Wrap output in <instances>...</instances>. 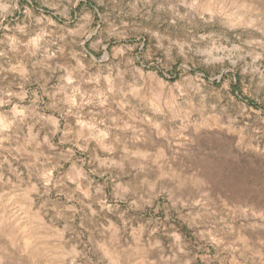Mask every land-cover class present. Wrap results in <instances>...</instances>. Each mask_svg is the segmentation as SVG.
<instances>
[{
    "label": "rangeland",
    "instance_id": "374dc122",
    "mask_svg": "<svg viewBox=\"0 0 264 264\" xmlns=\"http://www.w3.org/2000/svg\"><path fill=\"white\" fill-rule=\"evenodd\" d=\"M0 264H264V0H0Z\"/></svg>",
    "mask_w": 264,
    "mask_h": 264
}]
</instances>
